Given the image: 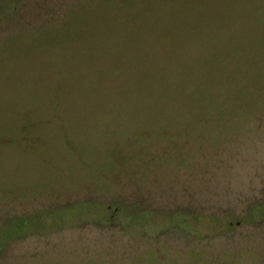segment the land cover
Instances as JSON below:
<instances>
[{"label": "rangeland", "instance_id": "obj_1", "mask_svg": "<svg viewBox=\"0 0 264 264\" xmlns=\"http://www.w3.org/2000/svg\"><path fill=\"white\" fill-rule=\"evenodd\" d=\"M0 2V264H264V0Z\"/></svg>", "mask_w": 264, "mask_h": 264}, {"label": "trees", "instance_id": "obj_2", "mask_svg": "<svg viewBox=\"0 0 264 264\" xmlns=\"http://www.w3.org/2000/svg\"><path fill=\"white\" fill-rule=\"evenodd\" d=\"M19 5L20 4L18 3V5H16L15 7H19ZM0 7H5V6H0ZM36 7H38V6H36ZM0 15L1 16H5L6 13L5 14L2 13ZM30 15H33V14H30ZM2 19H4V18H2ZM115 203H116L115 205L114 204L107 205L106 206V211H108L109 213L112 212L113 215H116L118 213H123V214L124 213L125 214L126 213H131V215H129L130 218H128V219H131V218L136 219L142 213L140 207H137V206L129 207V205L127 206L126 204H124V206H120V205H118L119 204L118 201H115ZM99 205H100L99 206V209L102 208L101 207L102 205L101 204H99ZM75 208L77 209L78 212H81V206L76 205ZM258 208L259 209H264V205L255 208L252 211V214L253 215L263 216V214L257 213V210L256 209H258ZM156 214L158 215V212H156ZM63 215H65V213L62 214L61 217ZM170 215H171V217H170ZM170 215H168L167 213L164 214V216H167L168 219L172 218L170 220V222L175 227V229L182 230V231H187L188 226L189 227L191 226V225H189L190 218L192 216L191 213H181V214L176 213V214H170ZM109 217L110 218L108 220L106 219V217H102L103 218V221L105 219L106 222L111 223V221L113 219V216L112 215H109ZM192 217H194V216H192ZM137 219H139V217ZM32 225L33 226L36 225L35 221H34V223L32 222ZM29 226H31L30 221H28L26 219H19V220H17L14 226H11V228H10V226L7 227V228H4L0 232V243H1V241L5 240V239L11 238L12 236H14L15 238L19 237L23 233V231L26 230Z\"/></svg>", "mask_w": 264, "mask_h": 264}, {"label": "flooded vegetation", "instance_id": "obj_3", "mask_svg": "<svg viewBox=\"0 0 264 264\" xmlns=\"http://www.w3.org/2000/svg\"><path fill=\"white\" fill-rule=\"evenodd\" d=\"M2 3H3V2H0V5H1ZM2 6H6V5H3V4H2ZM263 216H264V215H263Z\"/></svg>", "mask_w": 264, "mask_h": 264}]
</instances>
